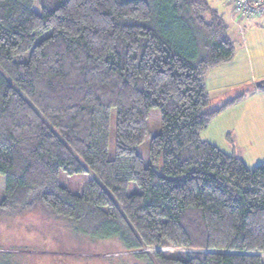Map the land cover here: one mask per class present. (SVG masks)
Here are the masks:
<instances>
[{
	"label": "trees",
	"instance_id": "trees-1",
	"mask_svg": "<svg viewBox=\"0 0 264 264\" xmlns=\"http://www.w3.org/2000/svg\"><path fill=\"white\" fill-rule=\"evenodd\" d=\"M233 53L207 0H0V218L46 211L131 264H264V160L200 137L252 90L212 106L206 72ZM83 172L82 192L59 182Z\"/></svg>",
	"mask_w": 264,
	"mask_h": 264
},
{
	"label": "rangeland",
	"instance_id": "rangeland-1",
	"mask_svg": "<svg viewBox=\"0 0 264 264\" xmlns=\"http://www.w3.org/2000/svg\"><path fill=\"white\" fill-rule=\"evenodd\" d=\"M207 1L219 12H225L229 35L234 41L232 58L206 72L205 85L212 106H218L242 91L252 90L216 114L201 131L200 137L227 153L234 152L248 166H254L264 160V88L256 87L264 79V27L252 28L248 32L247 27L242 25L232 26L226 18L228 0ZM33 8L39 11L36 2ZM257 18L254 16L253 19ZM254 88L257 91L253 92ZM158 124L159 110L152 108L148 116L150 133L158 129ZM113 128L114 111L110 120L111 136ZM148 138L137 147L145 162ZM92 177L90 172L75 175L61 173L59 182L70 191L79 193ZM2 190L3 180L0 177V197ZM134 191H139V188L131 182L128 192ZM148 250L172 252L178 248L156 246ZM133 261L131 252L122 251L118 239L91 238L73 232L46 211L0 218V264H131Z\"/></svg>",
	"mask_w": 264,
	"mask_h": 264
},
{
	"label": "built area",
	"instance_id": "built-area-1",
	"mask_svg": "<svg viewBox=\"0 0 264 264\" xmlns=\"http://www.w3.org/2000/svg\"><path fill=\"white\" fill-rule=\"evenodd\" d=\"M232 10L239 18L262 16L264 18V0H228Z\"/></svg>",
	"mask_w": 264,
	"mask_h": 264
},
{
	"label": "crops",
	"instance_id": "crops-1",
	"mask_svg": "<svg viewBox=\"0 0 264 264\" xmlns=\"http://www.w3.org/2000/svg\"><path fill=\"white\" fill-rule=\"evenodd\" d=\"M228 5H229V10H226V8H225V11H227L226 18L229 20V22L232 24V26L235 25L236 27H238V26L241 27V25H242V26H244V28L247 27L248 32L252 28H261V27L263 28L264 27V18L262 16H258L257 19H253L254 17L253 18L252 17L239 18L237 13L233 12L231 3L229 1H228ZM220 13L223 15V18L225 20V12H220ZM205 87H206V85H205ZM255 91H257V89L253 90V92H255Z\"/></svg>",
	"mask_w": 264,
	"mask_h": 264
},
{
	"label": "water",
	"instance_id": "water-1",
	"mask_svg": "<svg viewBox=\"0 0 264 264\" xmlns=\"http://www.w3.org/2000/svg\"><path fill=\"white\" fill-rule=\"evenodd\" d=\"M256 87L257 88H264V79L259 81L257 84H256Z\"/></svg>",
	"mask_w": 264,
	"mask_h": 264
}]
</instances>
